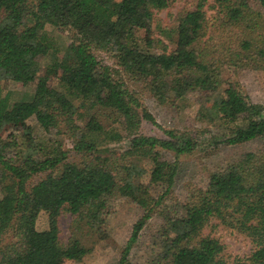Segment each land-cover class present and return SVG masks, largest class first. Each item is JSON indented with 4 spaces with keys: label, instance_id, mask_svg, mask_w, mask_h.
Segmentation results:
<instances>
[{
    "label": "trees",
    "instance_id": "1",
    "mask_svg": "<svg viewBox=\"0 0 264 264\" xmlns=\"http://www.w3.org/2000/svg\"><path fill=\"white\" fill-rule=\"evenodd\" d=\"M193 1L163 29L156 13L170 0H0V264H59L76 247L103 239L102 209L118 194L145 209L115 262L132 264L140 232L163 196L149 201L147 193L138 194L122 173L126 160L149 159L152 181L169 188L180 156L201 144L264 141V101H252L222 79L224 67L264 72V0L261 8L250 0ZM210 10L232 41L207 33ZM56 29L70 33L65 48ZM44 55L48 73L33 83ZM138 85L163 104L200 92L207 126H163ZM32 116L45 139L26 127ZM78 118L85 127L65 147L61 125L74 127ZM144 120L163 135L142 133ZM125 139L123 149L101 148ZM64 211L73 217L67 241L59 227ZM41 212L48 218L43 239L37 230ZM211 220L248 238L250 252L228 259L220 238L201 235ZM176 222L179 230L153 264H264V147L228 162L207 188L192 189Z\"/></svg>",
    "mask_w": 264,
    "mask_h": 264
},
{
    "label": "rangeland",
    "instance_id": "2",
    "mask_svg": "<svg viewBox=\"0 0 264 264\" xmlns=\"http://www.w3.org/2000/svg\"><path fill=\"white\" fill-rule=\"evenodd\" d=\"M252 6L261 8L259 0H250ZM193 0H170V5L166 9L156 13L157 28H167L176 22L177 15L186 8H193ZM207 33L215 34L227 41H232L234 36L231 31L222 28L213 16V11L208 12ZM58 43L62 48L70 42L69 31L56 29L54 31ZM63 54V50L60 52ZM105 63L114 65L113 59L105 53H101ZM40 71L33 81L35 83L40 78H44L50 66L49 56H41ZM222 79L227 84L229 81L238 87L254 102L264 101V72L261 69L252 67H224ZM52 77L50 82H55ZM143 92L142 101L148 110L154 115L155 119L165 127L170 128H190L201 129L207 126L202 120L199 112L202 95L200 92H193L188 95L187 101L160 103L152 93L143 91L141 85L136 86ZM186 103L185 105H182ZM26 127L32 132L33 136L45 139L43 131L37 121L32 116L25 120ZM65 132L64 145L71 147L78 138L85 121L78 118L73 123L74 127L61 125ZM144 134L162 136V130L149 121L144 120L141 126ZM127 145V139L120 142L105 141L101 148L123 149ZM264 147V141L256 138L250 141L234 145H220L219 147L201 144L190 154L181 155L174 181L169 188L162 182H153L151 173L154 163L149 159L133 156L121 167L122 173L129 180L138 186V194H146L155 199L163 196V201L153 211L145 226L140 232L137 244L134 246L130 258L132 264H153L162 255L166 240L170 239L178 230L179 226L176 218L183 212V203L188 198L189 192L194 188H207L212 181V176L225 168L228 162L241 157L249 151H256ZM33 151L32 147L30 149ZM170 160H175L172 153L165 155ZM37 178L35 177V180ZM166 189H168L166 191ZM145 209L136 200L129 196L116 195L111 198L102 209L105 224L103 229L106 233L103 239L87 241L85 246L76 247L73 256L65 258L59 264H115L121 255L128 237L131 234L134 223L143 215ZM73 217L69 212L64 211L59 219L61 237L67 241L71 234V224ZM48 229V218L46 212H41L37 220V230L41 234L40 239ZM201 235L215 236L220 238L225 246V255L228 259L244 256L252 248V243L243 235L222 227L216 220H211L201 231Z\"/></svg>",
    "mask_w": 264,
    "mask_h": 264
}]
</instances>
